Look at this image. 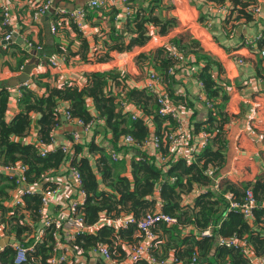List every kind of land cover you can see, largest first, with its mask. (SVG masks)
<instances>
[{"label": "trees", "instance_id": "trees-1", "mask_svg": "<svg viewBox=\"0 0 264 264\" xmlns=\"http://www.w3.org/2000/svg\"><path fill=\"white\" fill-rule=\"evenodd\" d=\"M134 1L136 2V0H132L131 4L126 5V8L132 10ZM162 2L163 0H151L149 3H154V6H150L148 9L141 7L136 11L134 10L135 14L129 17L127 24V33H130L129 43L125 42L124 34L120 35L113 41L116 43L109 48V52L126 53L135 48L146 46L153 39L151 27H155L161 36L173 35L170 42L179 50L178 56L171 55V52L168 51L165 53L162 46H156L148 54L145 52L138 53L135 60L137 63H143L149 59L150 62L155 63V68L160 72L161 81L167 85L168 98L180 116L179 108L186 107L185 97L182 98L185 94H181L182 97L177 101L176 99L180 95H177L170 88L175 85V76L183 70V67H178L181 63L179 56L184 57V59L188 55L195 56L196 63L201 66L197 78L207 97L206 106L210 112L205 122L191 120L190 130L193 132V134L191 132V144H194V140L198 141L201 133L205 131L209 134L207 145L200 151L195 150L193 152L194 160L191 162L177 157V149L171 147L170 137L177 132L178 120L171 114L162 115L160 113L161 106L158 93L147 89L130 88L126 90V98L128 102L139 107L145 117L152 120L156 127L154 139L157 138L159 141L156 150L158 155L166 160L164 167H168L163 173L160 168L162 164L157 161V157L149 155L148 152H142L140 156H135L132 161L133 181H130L128 178L114 173L118 165L124 162V157L117 161L113 158V155L116 154L114 151H108L94 143L83 146L80 136L78 139L74 138L75 133L73 132H66L68 139L66 144L57 145L52 151L42 153L46 147L55 145V131L65 122L73 121H79L83 127L87 128L96 122H104L106 128L113 135L112 139L116 143L117 149L120 148L117 146L120 140L127 145L132 144L133 150L140 151V147H144L150 137L149 125L146 124L144 118L123 112V103L121 104L119 96L113 95L108 87L110 80L114 83L123 81L120 77L121 73L118 75L113 70L92 71L88 75L86 86L83 88L69 84L51 86L35 77L34 83L44 88L46 94L38 96L28 86H21L20 112L10 121L7 119V109L11 96L10 87H4L0 84V166L23 164L26 167L27 184L36 186L38 190L35 193L24 194L22 202L13 205L11 211L7 203L13 199L12 192L17 187V178L0 171V229L6 236L18 241L17 244L28 249L27 261L23 264H51L50 261L56 255L54 251L56 245L55 229L46 227L41 218L44 192L57 189L54 183H46V179L50 173L58 172L64 165H69V171L73 168L80 174L79 189L86 196L82 209L84 220L89 225L96 224L103 214L112 218L127 215L136 219L141 218L145 212L155 208L156 201L148 197L153 196L158 189L163 213L178 219L175 226L159 224L153 228L154 233L155 229L159 227L162 232L168 235L166 243L163 244L158 238L156 242L157 247L160 245L164 254L173 250L172 254L180 263L186 260L183 264H191L193 255L196 253H199L201 263L224 264L228 261L232 264H250V260L245 257L243 252L235 248L218 247L217 255H212L218 237L232 238L236 236L239 239H245L256 256L264 255L263 152L260 153L262 161L260 168L254 166L253 161L248 159L243 162L239 161L245 177L238 180L227 178L222 183H218L219 190L214 188L213 178L216 176L220 178L219 173L226 162L227 124L231 121L230 114L226 112V106L229 104L230 96L225 92L226 86H223L225 84L215 81L212 71L218 64L200 52L202 50L200 49V42L190 35L189 37L185 36L187 32L178 33L181 30V25L177 18L166 17L163 19L155 15L154 8ZM231 2L234 4V9L238 11L239 18L248 21L251 19L248 10L251 5L250 1L231 0ZM83 10L87 13L86 9ZM53 17L55 19L60 15L56 17L54 14ZM62 17L69 18V15ZM71 22L75 27L74 29L79 32L78 28L80 29V27L74 24L72 19ZM227 22L229 20H226ZM0 25L4 30L2 31L3 34L10 31L4 24L2 17ZM88 47L87 41L83 40V48L88 49ZM53 52L63 53L60 49ZM41 54L49 60L52 51L45 48ZM112 59L114 58L106 55L104 58L98 59L96 63L97 65L108 64ZM89 100L92 101L96 114H93L89 109ZM62 103L68 104L64 112L60 111ZM150 103L153 105L152 108H150ZM37 115L38 119L36 118L35 121L34 116ZM67 115L70 116L69 119H67ZM34 122L36 123L37 136L35 143L27 141ZM127 137H131L134 142L126 143L125 138ZM236 143L241 149L247 147L241 135ZM64 146L69 147V151H66ZM85 149L86 152L90 151L100 155L97 159V168L103 182L111 188V193L99 190L97 175L90 159L86 157ZM210 172L213 173L214 177L209 175ZM253 174L254 177L250 180L249 177ZM199 187L201 193L195 199L194 205L184 206L185 197ZM226 194H232L231 201L241 207L252 200L254 202L252 217L246 219L242 208L231 209V201L225 197ZM62 208L61 206L53 208L49 218L54 220L57 211L60 213ZM189 227H194L198 231L196 235L200 236V240L194 233L186 232ZM210 227L213 229L212 236L202 237V232ZM42 230H45V233L40 238L39 234L41 235ZM136 230H138L136 224L131 225L126 230H120L118 233L104 227L94 235H77L70 245L75 250L80 249V252L84 253L86 257H88L89 252L96 250L100 245H106L112 258H124L126 256H123L122 243L118 245L119 247L115 251L112 247L119 240H131V235ZM183 230L186 232V237L181 234ZM56 232L58 240L61 243L64 242L62 231L57 229ZM182 246L183 249H181ZM16 255V248L11 244L6 245L0 250V264H16ZM153 257L158 261V256L154 254ZM139 264L148 263L140 261Z\"/></svg>", "mask_w": 264, "mask_h": 264}, {"label": "crops", "instance_id": "crops-1", "mask_svg": "<svg viewBox=\"0 0 264 264\" xmlns=\"http://www.w3.org/2000/svg\"><path fill=\"white\" fill-rule=\"evenodd\" d=\"M44 1L45 0H15L11 3L13 23L10 27H7L10 30L8 33L11 31L14 33L11 38L13 42L6 45L3 44L0 47V84L3 82L7 83L19 77L29 65L36 63V67L32 71V79L27 86L35 91L38 96H43L46 94V90L34 83L35 77H37V80L48 83L51 86L69 84L83 88L86 86L88 75L92 71L113 70L118 75L121 73L120 77L123 81L114 83L110 80L108 83L109 90L112 91L113 95L119 96L121 104L123 103V112L145 119L150 130L148 141L153 140L156 131L155 125L150 118L144 116L143 111H141L139 107L134 103L128 102L125 93L126 90L130 88L139 90L147 89L148 91L151 90L158 94L162 91L167 92V85L161 81L160 72L155 68V63L150 62L149 59L143 63H137L135 57L140 52L148 54L156 46H162L165 53L166 51L170 52L173 46L174 53L178 56L179 50L170 42V38L173 35L161 36L157 33L155 27H151L150 30L153 39L146 46L135 48L133 51L126 53L109 52V48L116 43L113 41L123 34L125 35V42L129 43L130 33H127L129 17H131V15L133 16L135 11L141 7L148 9L150 6H154V3H149L151 0H136V2L132 4V10H127L122 0H109L108 3L99 8H92L90 6L93 0H54L53 9L50 10L48 14L43 15L39 20H36L34 18L36 8L39 4L44 3ZM167 1L168 0H163L162 3L157 4V7L154 8L155 15L163 19L166 17L176 18L175 13L179 11V9H163L167 6ZM170 1L174 2V0ZM178 1L180 2L181 0ZM186 1L189 4L188 7L191 13L195 14L196 18L193 23L197 26H186L183 24V19L181 18L182 21L180 22L183 25H181V30H179L178 33L185 31L191 33V36L200 42V49L205 53L203 55L209 57L218 64L212 71L213 77L217 83L225 84L223 85L224 87L226 86L225 92L230 96L229 104L226 106V112L229 114L232 113L233 116L236 114L234 117L235 120L229 121L227 124V142L229 141V149L231 148L232 151L235 150V154L233 160L230 162L226 149V167L224 168L223 166L219 173L220 183H222L223 180H227V178L238 180L245 177V173L242 171L243 169L240 168L238 162H243L248 159L253 161L254 166L260 168L262 161L258 152L264 151V134L260 133V125L256 124V121H259V118L264 115V58L260 56V49L264 48V0H240L241 2H251L248 9L251 14V19L249 21L244 18H239L238 11L234 9V4L231 0ZM180 3L184 5L185 2L181 1ZM260 6L261 15L263 17L254 14L253 11ZM58 9H65L70 12L80 9L87 10V17L83 20L82 27L80 29L78 28L79 32L74 29L75 27L70 18L62 16L57 17L59 15L56 13ZM186 11L189 12V10ZM54 14L57 17L55 19L53 17ZM226 20H229V22L226 23ZM54 23L57 24V34H52L51 32V24ZM203 24L210 25L209 29L204 27ZM199 28L203 30H199ZM2 31L4 30L0 25V35L3 34ZM197 31H204L208 34L209 46L200 40L201 38L198 37ZM83 40H86L89 44L88 49L83 48ZM29 42H32L35 47H29ZM37 46H41L42 50L37 49ZM45 48L52 51L49 60L45 59V56L41 54ZM57 49H60L63 53H54L53 51ZM106 55H110L114 59L108 64L97 65L96 62L98 59L104 58ZM186 57V60L178 65V67H183V70L180 74L175 76V85L170 88V90L180 95L179 98L176 99L177 101L182 97L181 94H185L182 98L185 97L186 107H181L179 109L182 120L185 122L187 129L190 130L191 120H196V122L207 121L210 110L206 106L207 97L197 78L201 66L196 63L194 55H188ZM51 58L57 62V66L51 64ZM152 73H157L159 82H152L150 80ZM20 87L21 85L10 87L11 96L7 109L8 121L12 120L20 112ZM88 106L91 112L96 114L91 100L88 101ZM152 106L153 105L150 103V108H152ZM67 107V103H62L60 111H66ZM36 118L38 119V115L36 117L34 116L35 121ZM66 132L78 133L83 146H89L90 143H94L99 147L106 148L108 151H114L121 159L124 157V162L118 165L114 173L126 177L130 181H133L132 161L135 156H140L142 152H148L149 155L156 156L157 161L162 164L160 168L163 173H165L166 168H168L164 167L166 160L158 155L156 147L150 143L143 148L140 147V151H138L133 150L132 144L127 145L124 141L120 140L117 143V146L120 148L117 149L116 143L112 139V133L106 128V125L102 121L96 122L89 128L83 127V125L81 126V124H78L76 121L65 122L55 131L56 141L55 145L48 146L50 151L56 148L57 145H64L68 142ZM240 135L243 142H245L244 144L247 145L246 148L241 149L240 146H237L238 143H236V141ZM235 137H237V139ZM27 141L33 143L37 141L35 122L32 125ZM123 145L124 147H122ZM99 156L98 153L86 152V157L90 159L91 165L97 175L99 190L111 193V188L106 186L103 182L102 176L97 168V159ZM184 156L185 154L178 157L184 159ZM228 163L230 164V169L227 171ZM68 166L69 165H64L58 172L50 173L49 177L46 179V183L52 182L57 186V190L51 196L52 204L50 209L67 206L73 200H78L81 204H84L86 201L85 194L79 189L80 185H78L71 176ZM253 177L254 174L250 175V180L253 179ZM200 193L201 190L199 187L192 194L185 197L183 205L193 206L195 199ZM12 195V201L7 203L11 211L13 210V205H15L14 191ZM148 198L155 200L156 205L154 209L147 212L162 211L160 191L158 189L154 192L153 196ZM57 214L58 216L61 215L58 211ZM102 216L107 215L103 214ZM62 218H65L64 215ZM104 227L114 230L115 233H118L120 230H126L112 225H105L99 227L96 234ZM184 230L183 233H181L183 237H186V232L194 233L195 235L198 233L194 227L187 228L186 232ZM0 231V243H2L4 239H9V244L12 246L18 243V241H15L13 238L6 236L1 229ZM61 231L62 238L64 239L62 244L65 245L64 247L69 253V261L67 264H139L140 261H144L148 264H183L186 262L185 260L180 263L176 256L172 254L173 250L164 254L160 245L157 247V238L161 240L163 244L168 241V235L162 232L159 227L155 229L154 234L156 235V239L151 242V247L142 253V259L138 261L139 263H133L130 259V254L133 249L140 246L145 240V235L140 232L139 228L131 235V240H119L116 242V245L112 247L113 251H115V249L119 247L118 245L122 243V248L124 250L123 256H126L124 258H113V262H108L105 257L96 250L89 252L88 257L82 252H76L77 249L75 250L70 243L73 240L71 237H73L74 233L77 231V227L70 223L68 219L64 222ZM39 236L40 238L42 237L40 234ZM39 236L38 239H40ZM196 236L197 239L200 240V236ZM218 247L220 246L216 242L215 248L212 250V255H217L216 250ZM183 248L182 246L181 249ZM59 253L60 252H58V254ZM116 253H118V251H116ZM153 253L158 256V261L156 263L149 262L150 258L155 259ZM255 257L257 258L260 256ZM201 264L207 263L204 262Z\"/></svg>", "mask_w": 264, "mask_h": 264}, {"label": "built area", "instance_id": "built-area-1", "mask_svg": "<svg viewBox=\"0 0 264 264\" xmlns=\"http://www.w3.org/2000/svg\"><path fill=\"white\" fill-rule=\"evenodd\" d=\"M15 0H0V17L3 18L4 24L8 27H10L13 23V13H12V6L11 3H13ZM109 0H93L91 1V7L92 8H99L104 6L106 3H108ZM132 0H122L123 4L129 5L131 4ZM54 6V0H45L44 3H41L36 8V13L34 15V18L36 20H39L43 15H46L49 13L50 10L53 9ZM127 10H130L129 8H126ZM257 12H260V9L255 10ZM60 16L63 15H69V18L73 20L74 24H76L78 27H82L83 20L87 17L86 12L83 9L75 10V11H68L65 9H58L56 11ZM51 32L52 34L58 33L57 24H51ZM13 31L7 34L0 35V47L3 45L4 41L10 40L13 36ZM29 47H35V45L32 42H29ZM37 49L42 50L41 46H37ZM171 55H176L174 53V47L171 49ZM260 56L264 58V48L260 51ZM185 59L182 56H179V61L182 63ZM51 64L53 66H57V62L54 60H51ZM30 81L33 76V72L30 75ZM150 80L152 82H159V77L157 73H152ZM29 82L24 84V86H27ZM23 86V85H22ZM21 96V91H20ZM159 104L161 106L160 113L162 115L171 114L174 116L178 122L179 127L177 129V132L170 137L171 139V147L173 149H177L176 156L181 157L185 154L184 159H188L189 162L194 160L193 152L200 151L202 148L207 145V141L209 138V134L205 131L201 133L200 139L198 141L194 140V144H191V130L187 129V126L185 125V122L182 120V117H180L176 113V108L173 106L171 101L168 98V95L165 91H162L158 95ZM70 116L67 115V119H69ZM78 124H81V122L76 121ZM79 134L75 133L74 138L78 139ZM126 143H133V139L131 137L125 138ZM152 144L154 147H158L159 141L157 138L147 141L144 146L148 144ZM66 151H69V147H63ZM49 151L48 147L45 148V151L42 153ZM113 158L115 160H121V158L114 154ZM0 171H2L5 174H8L10 176L17 178V187L14 191V203L18 204L22 202V196L24 194H31L37 192L36 186H30L27 184L26 181V167L21 164L17 163L13 166H0ZM70 174L73 177V179L78 183V185L81 184V177L77 170L70 169ZM210 176L214 177L213 173H209ZM213 185L214 188L219 190L218 183H220L219 177L213 178ZM28 187L26 189L25 187ZM57 189L55 190H47L44 192L43 196V215L42 220L44 221V225L48 228L55 229L54 235L56 238V245H55V253L56 256L50 261L51 264H64L68 263L69 261V253L68 250L64 249V245L61 243V241L58 240L57 232L56 230L63 229L64 222L68 219V221L77 227V231L74 233L72 239H74L77 235L82 234H95L99 227L105 226V225H112L117 228L121 229H127L131 224H137L138 228L140 229V232L145 235V240L141 243L140 246H137L133 249L132 253L130 254V259L133 263H136L142 259V253L151 247V242L156 239V235L153 232V228H155L159 224H167L169 226L176 225L178 223V219L171 217L170 215H167L163 213L162 211L159 212H147L145 213L141 218L135 219L130 216H121L116 218H110L108 216H102L99 221L94 225H89L84 220V213L82 209V205L78 200L71 201L67 206H64L60 211V216L58 214L55 216L54 220H51L49 217L53 212V209H50L52 200L51 196L53 193H55ZM225 197L231 201L233 198L232 194H226ZM231 209H239L242 208V212L245 215L246 219H249L252 217V212L254 208V202L250 200L246 204H244L242 207L235 203L230 202ZM64 215L65 218H62ZM212 227H210L208 230H205L202 232V237H211L212 236ZM41 235L45 233V230H42ZM1 234V231H0ZM217 243L220 247L225 248H235L239 249L247 259L250 260V264H264V255L261 257H255V253L251 246H249L245 239H239L236 236L232 238H223L218 237ZM14 247L17 250V255L15 258L16 264H23L27 261V254L28 249L26 247H23L20 244L14 245ZM81 250L78 249L76 252H80ZM96 251H98L102 256L105 257V259L108 262H113V258L111 256V253L109 251L108 246L106 245H100ZM58 252H60L58 254ZM150 263H156L157 261L155 259L150 258ZM73 264V263H70ZM191 264H201L199 253H196L193 255V258L191 260ZM224 264H232L231 262H225Z\"/></svg>", "mask_w": 264, "mask_h": 264}, {"label": "rangeland", "instance_id": "rangeland-1", "mask_svg": "<svg viewBox=\"0 0 264 264\" xmlns=\"http://www.w3.org/2000/svg\"><path fill=\"white\" fill-rule=\"evenodd\" d=\"M177 1L178 0H174V2H171L170 0H168L167 1V6L166 7H164L163 9H172V8H176V9H179V11H177L176 13H175V16H176V18H177V20H178V22L180 23V25H183V24H185L186 26H192V25H195V26H197L195 23H193L194 22V19L196 18L195 17V14H193V13H191V10L189 9V7H188V3H187V1L186 0H181V1H184L185 3H184V5H183V3H180L179 1H178V3H177ZM133 3H135V1L133 2ZM174 3V4H173ZM257 9H260V12H257V11H255V10H257ZM186 10H189V12L188 11H186ZM255 10H253L254 11V14H256V15H260V16H262L261 15V6L260 7H258V8H256ZM263 17V16H262ZM175 18V17H174ZM181 18L183 19V21L181 20ZM180 21H182L183 22V24H181V22ZM203 26L204 27H206V28H208L209 29V27H210V25H208V24H203ZM199 30H203L202 28L200 29L199 28ZM186 32V31H185ZM182 33H184V32H182ZM188 34V35H187ZM187 34H185V36H188L189 37V35L191 36V33H189V32H187ZM197 35H198V37L199 38H201L200 40H202L203 42H204V44H206L207 46H209V37H208V34L207 33H205L204 31H197ZM198 41V40H197ZM200 52L202 53V54H205V53H203V51L202 50H200ZM229 114V113H228ZM236 115V114H235ZM235 115L233 116V114L232 113H230V118H231V121H234L235 120ZM256 124H258V125H260V128H261V131H260V133H263L264 134V115L261 117V118H259V121H256ZM236 139H237V137H235ZM233 140H234V138H233ZM233 142V141H232ZM228 144H227V155H229V158H228V160H230V162H231V160H233V156H234V154H235V150L234 151H232V149L230 148L229 149V141L227 142ZM260 151L258 152V154H259V156H260ZM263 155H264V151H263ZM260 159H261V156H260ZM226 167V165L224 164V168ZM230 169V164L228 163L227 164V171Z\"/></svg>", "mask_w": 264, "mask_h": 264}, {"label": "water", "instance_id": "water-1", "mask_svg": "<svg viewBox=\"0 0 264 264\" xmlns=\"http://www.w3.org/2000/svg\"><path fill=\"white\" fill-rule=\"evenodd\" d=\"M11 42H13L12 39L4 41L3 44L6 45V44H9ZM35 67H36V63L29 65L24 70V73L22 75H20L19 77L15 78V79L8 81L7 83L3 82L2 86H4V87H7V86L8 87H16L19 85L22 86V85L26 84L27 82L30 81V77H31L30 75H31V73ZM25 188L28 189L27 186ZM7 244H9V239H4V241L2 243H0V250H2Z\"/></svg>", "mask_w": 264, "mask_h": 264}]
</instances>
